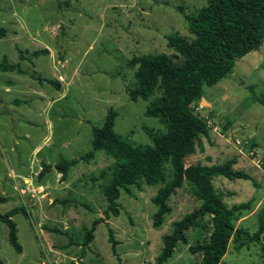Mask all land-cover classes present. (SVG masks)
I'll return each instance as SVG.
<instances>
[{
	"label": "rangeland",
	"instance_id": "1",
	"mask_svg": "<svg viewBox=\"0 0 264 264\" xmlns=\"http://www.w3.org/2000/svg\"><path fill=\"white\" fill-rule=\"evenodd\" d=\"M206 0H0V61L19 63L24 73L0 70V213L24 207L12 216L22 252L7 240V226L0 222V260L3 264H155L162 236L172 222L200 205L188 182L168 200L171 212L160 227L152 226L157 206L151 198L161 184L131 186L120 191L119 215L99 223L87 254L78 257L80 246H61L69 237L81 243L94 219L103 215L107 201L101 186L108 183L117 160L103 150L89 161L72 166L64 181L53 167L61 158L70 160L92 148V126H101L107 110L117 115L114 130L133 144H151L152 135L165 131L160 118L146 116V107L158 97L131 100L129 89L137 85L141 54L174 51L166 35L177 32L191 39L183 13H191ZM181 9V10H180ZM33 51H39L34 56ZM22 57H25L22 59ZM50 79L58 86L39 81ZM264 39L260 46L239 58L232 72L213 86H203L193 112L206 122L208 136L195 140L185 164H224L252 179L229 180L214 176L212 182L223 201L232 206L252 201L236 225L249 234L258 228L264 207ZM150 131L147 133L146 129ZM43 164L51 165L39 177ZM171 167L166 164V179ZM43 186V188L39 187ZM60 199H68L59 203ZM58 227L70 236L48 230ZM108 226L117 244L112 250ZM211 230L209 215L201 217L163 264H191L200 254L188 250L203 242ZM243 234L239 242L246 240ZM228 245L221 264H264V230L259 239L239 249Z\"/></svg>",
	"mask_w": 264,
	"mask_h": 264
},
{
	"label": "trees",
	"instance_id": "2",
	"mask_svg": "<svg viewBox=\"0 0 264 264\" xmlns=\"http://www.w3.org/2000/svg\"><path fill=\"white\" fill-rule=\"evenodd\" d=\"M183 16L187 30L192 35L191 39L177 32L167 34V46L174 51L172 55L148 53L131 60L132 64H137V85L129 89L130 99L148 100L153 94H158L146 107L144 114L160 118L165 131L152 135L151 144H133L115 132L117 113L109 108L102 125L91 128L92 148L84 155L70 160L63 157L53 165L60 174V180L64 181L72 166L79 161H89L97 150H103L117 160L109 182L100 187L107 201L106 209L102 216L93 220L81 243L73 241L67 230L45 226L50 231L70 236L68 243L61 248L67 249L73 244L80 246L79 259L87 254L96 226L101 222L108 225L107 220L111 215H119L117 200L120 191L130 194V187L141 183L161 184L151 198L157 206L152 215V226L156 228L162 225L165 215L172 210L168 204L170 196L185 181L191 185L193 195L200 200L198 207L172 222L170 232L162 236L163 244L155 258V264L166 262L179 242L187 243V232L205 215L210 216L211 230L203 242L188 246L189 252L200 254V259L191 264H221L231 241L236 244L245 234L247 239L236 244L239 249L248 240L259 239L264 230V207L258 214V230L249 234L246 229L236 225V222L244 216L245 211L251 210L252 201L228 206L214 188V176H223L229 180L252 179L245 171L233 168L234 159L219 165L185 164V158L193 153L195 140L209 135L206 122L193 112L191 106L201 100L203 86L215 85L232 72L239 58L260 46L264 39V0H206L204 6L191 13H183ZM5 33V27L0 26V38ZM32 55L39 56L40 52L33 51ZM0 70L24 73L19 63H8L5 57L0 61ZM37 79L58 86L57 82L50 79L39 76ZM255 100L264 105L263 95L255 96ZM145 129L149 133L150 130ZM166 164L171 167L168 180ZM261 166L264 169V155ZM50 168L51 165L43 164L39 177ZM253 182L256 185L254 180ZM7 199L8 197L0 194V202ZM67 201L68 199H60L58 202ZM18 212L28 217L24 207H15L0 213V222L7 226L8 243L15 252L21 253L17 227L12 219ZM108 232L111 248L115 250L117 241L109 226ZM0 264H3L2 260ZM65 264H75V261L72 259ZM80 264L87 263L81 261Z\"/></svg>",
	"mask_w": 264,
	"mask_h": 264
},
{
	"label": "water",
	"instance_id": "3",
	"mask_svg": "<svg viewBox=\"0 0 264 264\" xmlns=\"http://www.w3.org/2000/svg\"><path fill=\"white\" fill-rule=\"evenodd\" d=\"M202 103H206V104H209L208 102H206L205 100H201Z\"/></svg>",
	"mask_w": 264,
	"mask_h": 264
},
{
	"label": "crops",
	"instance_id": "4",
	"mask_svg": "<svg viewBox=\"0 0 264 264\" xmlns=\"http://www.w3.org/2000/svg\"><path fill=\"white\" fill-rule=\"evenodd\" d=\"M39 187L43 188V186H39Z\"/></svg>",
	"mask_w": 264,
	"mask_h": 264
}]
</instances>
